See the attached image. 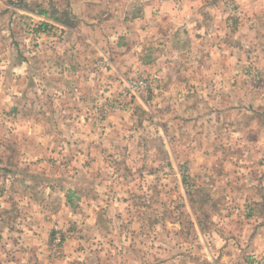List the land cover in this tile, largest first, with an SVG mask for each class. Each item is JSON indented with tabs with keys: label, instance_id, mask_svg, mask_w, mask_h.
I'll list each match as a JSON object with an SVG mask.
<instances>
[{
	"label": "rangeland",
	"instance_id": "obj_1",
	"mask_svg": "<svg viewBox=\"0 0 264 264\" xmlns=\"http://www.w3.org/2000/svg\"><path fill=\"white\" fill-rule=\"evenodd\" d=\"M69 1H22L15 43L27 70L0 87V207L13 210L2 222L45 211L44 247L28 264H246L234 227L264 253V0H215L204 34L179 25L180 41L106 32L99 9L79 23L91 38L79 80L59 94L56 64L71 56L54 53L62 38L41 9L60 14ZM243 203L250 217L235 210Z\"/></svg>",
	"mask_w": 264,
	"mask_h": 264
},
{
	"label": "crops",
	"instance_id": "obj_2",
	"mask_svg": "<svg viewBox=\"0 0 264 264\" xmlns=\"http://www.w3.org/2000/svg\"><path fill=\"white\" fill-rule=\"evenodd\" d=\"M22 1L27 0H20L21 3L17 0H0L1 88L12 85L8 80L12 77L15 80L14 73L18 71V68L24 67L23 75L27 70L25 69L28 64L27 59L24 58L26 56L25 51H23V54H20L22 50L21 46H17L15 43V39H17L15 34L18 31L19 19L22 20L25 15L29 14V8L31 7ZM131 1L133 0H70L69 6L67 3L65 9L60 14L59 10L61 11V9L57 8L58 5L53 8L57 12L55 15L49 13L45 2L42 4L44 7L41 9V12L45 14L44 16L46 18L50 17L48 19L52 20L54 25L57 26L59 29L58 33L62 38L61 47L54 53L61 55L63 60L65 58L69 59L68 56H71L70 62L56 64L55 90L59 94L65 91V85H67L64 82L65 78L73 81L79 80L80 66L78 57L80 54H85L84 50L79 48L83 44V38L88 41L91 38L87 30H80L79 23L97 22L99 20L98 16L101 13L99 9H106V13L100 19L103 24H106L104 27V31L106 32L127 35L133 30H136L139 39L151 38L153 41L155 39L162 40L160 38L168 40L175 37L176 41H180V36L176 35L177 29L182 30V32L189 30L190 34L195 32V37L201 36L205 31L203 30V24L206 23L207 19H211L212 15L215 17L214 14L221 7L220 3L215 0H137L135 3H131ZM16 12L20 14L17 15ZM106 16L108 19H105ZM162 23L169 25V31L166 35L158 34L159 31L161 33L162 31L156 25L158 26ZM179 25H182L185 30L179 29ZM138 35L136 34L135 36L137 37ZM201 38L199 37V39ZM69 44L70 46H68ZM141 49L146 52L143 47ZM49 53L52 54L51 50L49 51L48 47H45L44 58L40 63V67H43L41 70L43 73H41L40 79L46 88V92H48L49 81L52 80V75L49 76L48 74V68L50 67V63L48 62ZM21 55L24 57L22 58ZM73 59H76L78 62H74ZM84 63L82 64L84 65ZM20 177L25 178V176ZM34 177L35 180L37 179L36 182H39V179L43 180L38 176ZM235 210L237 212H243L249 215V217L251 216L250 204L243 203L242 206H238ZM12 211L11 209L7 210L6 208L0 207V264H28L31 261L39 262L40 252L44 247L46 224L41 220L42 216L45 215V211L42 213L41 209H39L31 214L20 208L19 212H16V218L13 220V217H11V223H3L2 221H7L4 215L8 217ZM249 217L247 221L244 220V225L248 222L251 224V220L253 219ZM37 218L39 220L36 222ZM256 218L254 216V219ZM253 223L254 230L258 222L254 220ZM233 229L239 234V239L236 240L238 244H235L236 247H243L245 248L244 251H248L251 254L252 234H249L247 239H241L243 237L240 236L242 234L241 228L234 227ZM256 236L258 235L252 237L256 238ZM237 250L243 251L242 248H237ZM222 257L221 260H216V263L219 264V261H221V264H233L230 256L223 255ZM216 263L213 262V264Z\"/></svg>",
	"mask_w": 264,
	"mask_h": 264
},
{
	"label": "built area",
	"instance_id": "obj_3",
	"mask_svg": "<svg viewBox=\"0 0 264 264\" xmlns=\"http://www.w3.org/2000/svg\"><path fill=\"white\" fill-rule=\"evenodd\" d=\"M129 86H134L135 90H139L140 88H143L145 83L142 80H139L138 83L133 82V84H130L129 81L125 84ZM58 240V239H57ZM246 264H264V253H251L248 255Z\"/></svg>",
	"mask_w": 264,
	"mask_h": 264
},
{
	"label": "trees",
	"instance_id": "obj_4",
	"mask_svg": "<svg viewBox=\"0 0 264 264\" xmlns=\"http://www.w3.org/2000/svg\"><path fill=\"white\" fill-rule=\"evenodd\" d=\"M41 13H42V12H41ZM67 200H68L69 202H72V199H71L70 196H67Z\"/></svg>",
	"mask_w": 264,
	"mask_h": 264
}]
</instances>
